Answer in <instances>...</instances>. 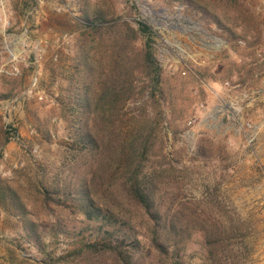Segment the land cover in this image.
I'll list each match as a JSON object with an SVG mask.
<instances>
[{
    "label": "rangeland",
    "instance_id": "rangeland-1",
    "mask_svg": "<svg viewBox=\"0 0 264 264\" xmlns=\"http://www.w3.org/2000/svg\"><path fill=\"white\" fill-rule=\"evenodd\" d=\"M98 14L115 24L101 37L80 24ZM140 22L161 67L158 102L142 91ZM118 55L130 84L117 83ZM109 80L119 95L96 107ZM80 125L99 152L81 151ZM144 141L162 221L177 230L158 232L162 248L123 188ZM76 184L134 222L140 264H264V0H0V264H121L84 247L96 226L77 214Z\"/></svg>",
    "mask_w": 264,
    "mask_h": 264
},
{
    "label": "trees",
    "instance_id": "trees-1",
    "mask_svg": "<svg viewBox=\"0 0 264 264\" xmlns=\"http://www.w3.org/2000/svg\"><path fill=\"white\" fill-rule=\"evenodd\" d=\"M114 20L105 21L102 15H94L92 17L85 16L82 20L81 26L87 31L91 30L94 35L101 37L103 33H106L108 29H112L115 25ZM110 23V24H109ZM113 23V24H111ZM106 31V32H103ZM138 33L143 39V46L141 49V61L138 63L142 70V73L145 74L146 87L142 91H148V99L153 101H160V83H161V67L159 62L154 56L153 52V32L151 28L145 23H138ZM86 34V33H84ZM125 50L122 52L124 54ZM138 61V62H139ZM117 67H120L122 72L125 70L123 77L118 76L117 83L118 85L130 84L132 83V76L134 75V68H126L125 57L118 55V60L114 63ZM87 67V66H86ZM87 75L90 72L89 68H86ZM128 71V72H126ZM86 75V76H87ZM121 75V74H118ZM136 78V76H135ZM138 79V78H136ZM98 96L96 98V107L113 105L114 99L117 97V91L112 81H106L105 83L99 84L98 87ZM142 91H139L138 94H142ZM119 95V94H118ZM80 104L83 105V108H89L87 100L81 98ZM84 103V104H83ZM97 114L98 117V109ZM77 144L81 145V151L91 154L93 151L99 150V145L93 134L86 130L85 126L80 125V129L76 132ZM118 139L115 143H110L108 147L105 148L104 152L109 153L117 151L119 147H123L122 144H118ZM146 143L144 141L139 144L138 147L133 148V152L129 154L128 160L130 165H133L131 169V174L127 182L123 184V188L129 197L142 212L147 217V219L152 223V242L158 248H162L161 242H159L160 236L158 232L162 229L169 230L172 227V231L177 232L174 225L171 223L167 224L162 221L161 216V204L159 200L160 196H156L155 189L149 184L148 178L151 175L152 171L150 168H147L144 163V155L147 153ZM123 154V152H122ZM123 157L120 154V158ZM74 187L75 197L73 198V205L78 210L77 214L80 216V220H86L88 223H94L95 228V239L93 242L84 243V247L91 252H98L104 254H110L115 257V260L121 264H140L137 260V250L140 248V243L143 240L139 237L140 234L137 232V227L133 221H125L118 217V215L110 209H104L102 206L95 203V201L88 195L87 190H85L83 185L76 184ZM57 189H52L51 191H44V198L53 201L56 204L65 205V201L61 199H53L50 194L58 193ZM62 193L70 195V191L67 192L62 189ZM11 204L16 210L22 211L23 209L15 202L11 200ZM167 219V218H166ZM168 220V219H167ZM23 228L25 230L26 236L29 238V243H38V232L34 229L32 224L26 220H21ZM56 235H60L66 232V228L60 224H57L55 229ZM166 231V232H167ZM132 239V240H131ZM128 243V241H130ZM209 245L214 246L217 243V239L209 238L207 239ZM80 250V249H79ZM212 254H217V251H212Z\"/></svg>",
    "mask_w": 264,
    "mask_h": 264
},
{
    "label": "built area",
    "instance_id": "built-area-1",
    "mask_svg": "<svg viewBox=\"0 0 264 264\" xmlns=\"http://www.w3.org/2000/svg\"><path fill=\"white\" fill-rule=\"evenodd\" d=\"M238 44L241 45V46L244 45V43L242 41H239Z\"/></svg>",
    "mask_w": 264,
    "mask_h": 264
}]
</instances>
